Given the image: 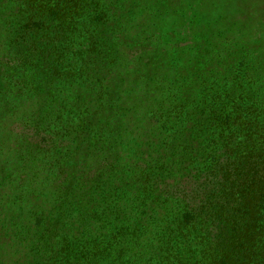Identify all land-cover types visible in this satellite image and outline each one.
I'll return each instance as SVG.
<instances>
[{"label": "rangeland", "instance_id": "rangeland-1", "mask_svg": "<svg viewBox=\"0 0 264 264\" xmlns=\"http://www.w3.org/2000/svg\"><path fill=\"white\" fill-rule=\"evenodd\" d=\"M140 9V21L154 9L162 11L153 19L159 26L154 38L133 43L142 53L129 54L123 63L124 74L132 73L121 89L112 88V97L134 110H122L125 116H116L119 108L110 111L114 122L103 143L96 137V145L85 141L76 150L75 135L66 133L79 127L80 111L98 110L94 92L65 91L70 104L63 111L57 101L43 104L28 94L0 96V213L13 215L9 205L2 209L9 200L28 204L22 225L37 236L35 229L49 225L51 241L61 240L62 264H75L81 251L89 259L99 253L102 264H204L201 238L210 235L215 243V235L230 231L227 216L216 214L230 196H223L215 172L199 179L191 172L155 186L147 182L144 164L151 149L140 144L159 131L144 113L168 86V95L180 91L195 103L204 99L200 84L206 78L232 93L241 62L264 100V0H143ZM138 57L145 70L136 67ZM116 77L109 80L118 83ZM107 114L100 111L99 119ZM166 135L164 130L160 138ZM200 222L205 229L196 237L191 227Z\"/></svg>", "mask_w": 264, "mask_h": 264}, {"label": "trees", "instance_id": "trees-1", "mask_svg": "<svg viewBox=\"0 0 264 264\" xmlns=\"http://www.w3.org/2000/svg\"><path fill=\"white\" fill-rule=\"evenodd\" d=\"M142 5L143 0H0V96L28 94L43 104L57 101L63 111L70 104L65 91L94 92L98 110L80 111L79 127L66 133L75 135L76 150L85 141L96 145V137L103 143L104 131L114 122L110 111L119 108L116 116H125L122 110H134L122 107L127 105L124 97L121 105L120 96L112 97V88L121 89L132 73L124 74L123 63L129 54L142 53L133 43L154 38V25L159 26L153 19L162 11L154 9L152 17L140 21ZM181 33L187 35L185 40L190 38V32ZM139 61L141 57L134 59L136 67L145 70L147 64L138 65ZM113 73L118 83L109 80ZM208 80L200 84L201 103L180 91L168 95L170 86L150 101L144 115L159 134L151 132L140 144L151 149L144 164L146 180L155 186L170 177L189 178L191 172L197 179L215 172L223 196H230V201L220 202L216 214L227 216L231 227L227 234L215 235V243L210 235L201 238L203 260L206 264H264L263 91H256L261 88L245 62L234 71L232 93L224 84ZM102 110L108 112L105 120L99 119ZM164 130L167 135L160 138ZM222 160L224 166L217 169ZM7 205L13 215L0 213V264H62L61 240L51 241L49 225L35 229L37 236L22 225V209L28 204L9 200L2 209ZM19 212L21 219L16 216ZM205 225L200 222L191 227L196 237ZM98 254L89 259L81 251L75 264H102Z\"/></svg>", "mask_w": 264, "mask_h": 264}]
</instances>
